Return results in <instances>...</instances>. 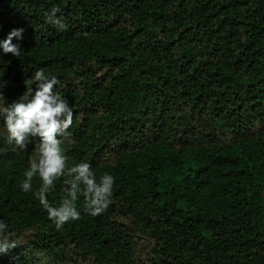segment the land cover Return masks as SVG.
I'll return each mask as SVG.
<instances>
[{"label": "trees", "instance_id": "obj_1", "mask_svg": "<svg viewBox=\"0 0 264 264\" xmlns=\"http://www.w3.org/2000/svg\"><path fill=\"white\" fill-rule=\"evenodd\" d=\"M19 27L0 91L55 75L67 154L115 184L57 231L19 187L38 141L14 150L0 126V264H264V0H0V39Z\"/></svg>", "mask_w": 264, "mask_h": 264}, {"label": "clouds", "instance_id": "obj_2", "mask_svg": "<svg viewBox=\"0 0 264 264\" xmlns=\"http://www.w3.org/2000/svg\"><path fill=\"white\" fill-rule=\"evenodd\" d=\"M59 11L52 7L44 15L48 23L62 28L63 21L57 16ZM24 31L22 27L13 28L0 39V56L22 54L20 44L13 40H22ZM58 84L55 75L40 68L24 81L25 89L17 98L9 101L0 91V126L14 150L23 151L30 143L38 141L36 153L28 159L23 172L20 191L31 193L55 229L61 231L64 225L80 218L77 202L81 197L88 215L95 217L103 213L112 202L115 177L109 172L97 176L87 161H71L66 146L73 142L69 132L73 111L69 101L56 90ZM34 178L39 180L35 189ZM61 180L64 195L54 204L49 196ZM9 235V226L0 220V252L15 246Z\"/></svg>", "mask_w": 264, "mask_h": 264}]
</instances>
